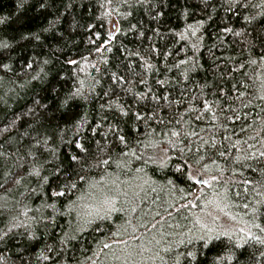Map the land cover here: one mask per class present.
<instances>
[{"label": "trees", "instance_id": "1", "mask_svg": "<svg viewBox=\"0 0 264 264\" xmlns=\"http://www.w3.org/2000/svg\"><path fill=\"white\" fill-rule=\"evenodd\" d=\"M242 3L246 7L231 0H0V43L9 45L0 48V264H162L157 252L167 264H188L185 255L191 250L197 252L193 264H264V244L242 236H213L202 247L198 224L181 229L183 234L177 237H165L172 244L170 253L160 251L164 241L156 245L153 240L154 236L160 240L157 221L163 218L167 224L181 215L197 214L212 198L225 199L237 217H246L252 234L264 240L260 230L264 228V185L257 183L264 180L259 172L264 163L247 161L257 168L255 172L233 163L245 149L264 150V101L253 98L264 81V0ZM228 28L232 31H225ZM66 57L86 58L81 60L84 71L67 65ZM182 60L187 63L181 64ZM251 60L258 64L251 65ZM80 80L84 98L62 104L81 87ZM241 81L250 87L242 88ZM241 91L246 93L243 97ZM204 101L212 105L215 121L203 108ZM136 114L143 119L137 120ZM157 117L165 124L156 123ZM181 127L199 134L184 142L193 151L201 146L199 137L215 142V148L203 145L196 153L203 154L201 164L208 165L201 170L210 187L180 185L185 187L182 193L167 184L180 160L178 149L169 148L163 131ZM152 129L156 132L151 138L164 141L159 147L148 145ZM120 135L128 148L120 143ZM238 139L239 153L231 147ZM246 139L254 149L243 144ZM75 141L87 152H80ZM129 148L143 159L121 154ZM219 151H225V156ZM73 155L78 162L71 161ZM167 155L172 159L167 160ZM188 157L195 158L186 152L184 158ZM103 159H109V164L97 166ZM162 159L167 164L164 169L157 166ZM140 168L143 172L136 171ZM34 170L39 177L32 174ZM78 175L85 180L72 193L50 195L49 189L58 190ZM212 176L218 180H211ZM148 178L154 183L144 185L140 195L146 193L145 203L136 213L114 212L110 220L101 222V230L90 228L62 243L65 233L73 234L74 214H66L71 201L87 211L86 206H96L90 200L96 186L114 183L121 192L138 191L136 185ZM129 183L134 185L132 190L126 187ZM80 196L83 200H77ZM53 203L54 209L48 207ZM184 204L188 208L181 207ZM116 206L129 207L123 196ZM189 239L191 243H179ZM119 240L150 250L129 257ZM102 243L113 247L101 251Z\"/></svg>", "mask_w": 264, "mask_h": 264}, {"label": "snow or ice", "instance_id": "2", "mask_svg": "<svg viewBox=\"0 0 264 264\" xmlns=\"http://www.w3.org/2000/svg\"><path fill=\"white\" fill-rule=\"evenodd\" d=\"M109 3H111V0H108ZM204 2L206 3L207 0H204ZM231 3L233 4H238L240 7H246L245 4L242 3V0H231ZM41 7H43V4H41ZM225 31H232L230 28L225 29ZM193 36L196 35L195 30L192 31L191 33ZM238 34V33H237ZM181 38H184V34L181 33ZM29 36H33L35 39L39 40L40 36L39 34L36 33H31L29 34ZM29 36H24L23 38L27 39L29 38ZM96 39H100V37L97 35ZM92 43H95V40L91 41ZM101 43H103V41H101ZM9 45L7 43H0V48H8ZM97 51H100V46L97 45L96 48ZM86 58L81 57L80 60L78 59H74V58H69L66 57L65 58V63L69 66L75 67L77 68L79 71L83 72L84 68L81 67V60H84ZM262 61H264V57L261 58ZM45 63H47V61H45ZM181 64L187 63V61H180ZM251 65H257L258 61L257 60H251L250 61ZM3 67L5 69L8 68V65H3ZM28 68L32 67V64H28L27 65ZM92 67H95V65H92ZM178 67V65H177ZM241 68H243V65H241ZM247 75V74H245ZM0 79H2V77H0ZM33 79H36V77H33ZM249 79H251V77H249ZM161 84H163L164 82L161 81ZM79 84L81 87L76 88L74 91H71L68 96L65 98L64 101H62V104L66 105L68 103L69 100H74V99H78V98H84V94L81 91V88L84 85V81L80 80ZM236 86L233 85V88H235ZM241 87L244 89H248L250 87V85L244 83L241 81ZM246 93L244 91L240 92V97H243ZM154 99H156L155 97H153ZM161 98H165L166 97H161ZM239 99V97H237ZM253 98L254 99H259L260 101H264V81L261 82V88L259 93H253ZM247 106V105H246ZM203 108L207 110L208 113L211 114V119L212 121H215L217 119L216 113L213 111L212 105L209 104L207 101L203 102ZM261 111H264V107L261 108ZM122 115H127L128 113L126 111H122L121 113ZM136 119L137 120H141L143 119V117L139 114H136ZM181 119H183V117H181ZM197 120L201 119L200 115H197L196 117ZM238 119V117H237ZM156 123L158 124H165V121L162 118L157 117L155 120ZM167 123H171V121H168ZM176 123H180V121H176ZM262 123H264V118H262ZM80 126V124H78V127ZM137 131H140L139 129H137ZM242 132L247 131V129L245 128H241ZM253 131H255V129H253ZM156 130L152 129V133L150 134V138L148 140V145H151L153 147H159L161 143H163L164 141H156L154 140L152 137L153 134H155ZM163 135L164 137L167 138V144L169 145V148L172 151H177L178 149V156L177 159L180 160V163H177L174 166V177L173 178H168L167 179V184L169 186H171V190H178L179 192H184L185 191V187H181L180 185H184L186 187H192L195 185H203L206 187H210L211 186V182L209 179H206L204 177V171L203 170H207L208 169V165L207 164H201V161L204 159L203 154L201 155H196V153L200 152V147L203 145H207L208 147L211 148H215V142L213 141L211 144H209V141L204 140L202 137H199L200 141H201V146H197L195 151H193V148L185 145L184 142L186 140L190 141L191 137H198L199 134L197 132H195L194 130H188L185 131L183 127H181L179 130H176L175 128H167L166 131H163ZM120 143L125 147L128 148L129 144L128 141L126 140L124 135H120L118 137ZM225 139H230L229 137H225ZM248 139H256V137L254 136H249ZM241 141L238 139L235 143H233L231 145L232 148H236L237 152H241L242 150L238 147V145H240ZM243 144L248 146V149H254L255 145H249L248 144V140H243ZM146 145V146H148ZM183 145V146H181ZM74 146L80 150V152L85 153L87 152V149L84 147L83 144H81L79 141H75L74 142ZM187 153H192L194 160L192 159V157H188V158H184L185 154ZM244 154L243 155H235L233 158V163L235 164H240L242 167H248L251 168L252 171H257V168L253 165H250L248 163H246L247 161H257V163H264V150H257V151H248L247 149L243 150ZM122 155H131L132 157H134L136 160H142L143 157L137 155V153L135 151H133L132 149L129 148V152H122ZM0 155H2V153H0ZM219 155L221 157L225 156V151H219ZM71 161L73 162H78L79 157L78 156H71ZM109 159H111V157H109ZM109 159H103L100 160L98 162V165H108L109 164ZM149 160H152L153 163H156V161L153 159V157H149ZM167 160H171L172 156L171 155H167L166 156ZM190 160H192V162H190ZM213 164L216 163L215 160L212 161ZM195 165H200L199 168L194 167ZM160 169H164L167 167V164L165 162V160H160L158 165H157ZM117 167H121L120 164H117ZM137 172H143V169H137ZM223 170L221 169V172ZM259 172L262 176H264V168L259 169ZM33 175L39 177L40 173L38 170H34ZM47 177H44V180L47 181ZM85 180V177L83 175H78L76 179H73L71 181H68L66 183H63L61 185L58 186V190H51L49 189L50 195L51 196H55V197H65L68 194L72 193L74 190L77 189V185L79 182H82ZM211 180L215 181L218 180V177L216 176H212ZM150 183H154V181H151V178H148L146 180H144V184L142 185H136V188L138 189V191L133 190V191H119L118 195L113 197V196H104L102 197L98 204L95 207H90V206H86L88 207L87 211L82 210L81 205L78 204L77 201H71L68 206H67V212L66 214L69 216H73L74 214V221L75 223L73 224V234L69 235L68 233H65V238L62 240V243H66L68 241L71 240H75L77 238L78 235H81L82 233H84L85 231H88L90 228L92 229V231H99L102 228V223L104 221H108L111 219V216L114 212H120V211H128L129 213H136L138 209H140L141 205L143 203H145V199H146V193L144 197H141L140 192H144V185H150ZM244 183L246 184H250L252 183V181H248L245 180ZM257 183H261L262 185H264V180L262 181H257ZM0 187H3L2 184H0ZM151 191H156L155 188H151ZM259 194V193H258ZM119 196H123L124 197V203L129 205L128 209L124 210V209H120L117 208V203H118V198ZM83 196H80L77 198V200H83ZM195 199H199V197H195ZM188 204H184L181 205V207L184 208H188ZM197 205L195 203L191 204V207H196ZM48 207L50 208H55V204H50L48 205ZM169 207H176L174 204H169ZM244 207H248L247 204L244 205ZM165 211H167V208L165 209ZM177 211H179V209L177 208ZM25 215H27V213H24ZM169 215H171V213H168ZM156 216H159L160 213L157 212L155 214ZM154 218V217H153ZM187 217H185L186 219ZM138 219H142V217H138ZM126 223L128 225L132 224L131 219H128L126 221ZM165 221L163 220V218L161 219V221H157V224H160V228L157 229V232L160 234V240H155V236L153 237V240L155 241L156 245H160L161 241H164V245L160 248V251L164 252V253H170L171 251H173L172 248V244L168 241L165 240V237L172 235L171 233H167L164 231V227H165ZM200 221L196 220L195 224H199ZM20 225H14V227H19ZM140 227L146 228L147 229V225L141 223ZM153 228H156V224L152 225ZM167 227L171 228V227H179V225H173V224H167ZM201 227H206L205 225H201ZM254 227L260 228L259 224H255ZM261 232H264V228H260ZM12 228L9 227L8 232H11ZM136 229L133 228V232H135ZM210 231V230H209ZM241 232H244V229L240 230ZM8 232H5L4 235H8ZM124 233L128 232L127 228L123 229ZM247 240H254L258 243L264 244V240H262L259 236H253L251 234V232H247L245 233ZM3 237L0 236V239H2ZM218 238V237H217ZM132 239L134 240H139V237H135L133 236ZM198 239L202 242V247H207L208 244L214 239L212 236H200L198 237ZM247 240L245 241V243H247ZM191 239H189L188 241H184V240H180L179 243L184 244V243H191ZM118 244H122L124 246V250H126L128 252V256H132V255H143L144 252L149 251L150 249L146 248L143 244H140L139 246H135V245H130L128 241L126 240H119L117 241ZM149 243H152V241H149ZM113 246L108 244V243H102V248L101 251H103V249H111ZM238 247H243V245H238ZM157 258H159L162 261V264H167V261L164 260V257L161 256L159 254V252L156 253ZM45 259H48V257H45ZM185 260L188 261V264H193V262H195L197 260V252L195 250H191V251H187L186 255H185ZM176 264H179V262L177 261Z\"/></svg>", "mask_w": 264, "mask_h": 264}, {"label": "rangeland", "instance_id": "3", "mask_svg": "<svg viewBox=\"0 0 264 264\" xmlns=\"http://www.w3.org/2000/svg\"><path fill=\"white\" fill-rule=\"evenodd\" d=\"M112 184L104 183L96 186L93 198L90 199L94 206L98 204L99 200L102 197L107 196V194L111 191L117 192L116 186L114 185V183ZM132 186H134L132 183L126 185L128 190H132ZM202 206V208H200V210L196 212L197 214L193 213L191 216L187 215L186 219L181 215V217L175 218L171 222L167 223L179 225V227L169 228L167 227V224H165L164 231L172 234L168 237L174 238L178 235L183 234L181 229L187 230L188 227L193 228L197 225L195 224L196 220L200 221V223L198 224V229L202 236L205 237H216L217 235H238L247 239L245 233L250 231L252 234V230L250 228L251 225L245 221L247 220L246 217H244L243 219L237 217V215L232 211L231 205H229L225 199L221 200V198H212L209 201V204H206V207L204 205ZM81 208L82 210H84L83 206H81ZM201 225H205L206 227L202 228ZM241 229H244V232H241ZM191 232L194 233L193 230H191Z\"/></svg>", "mask_w": 264, "mask_h": 264}]
</instances>
